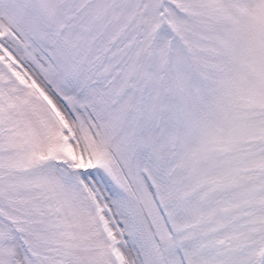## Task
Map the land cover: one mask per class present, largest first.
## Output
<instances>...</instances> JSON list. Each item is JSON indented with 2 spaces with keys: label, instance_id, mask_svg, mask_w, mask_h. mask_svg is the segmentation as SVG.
Returning <instances> with one entry per match:
<instances>
[{
  "label": "snow or ice",
  "instance_id": "1",
  "mask_svg": "<svg viewBox=\"0 0 264 264\" xmlns=\"http://www.w3.org/2000/svg\"><path fill=\"white\" fill-rule=\"evenodd\" d=\"M0 264H264V0H0Z\"/></svg>",
  "mask_w": 264,
  "mask_h": 264
}]
</instances>
